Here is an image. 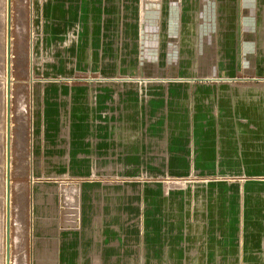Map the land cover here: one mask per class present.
<instances>
[{"label": "crops", "instance_id": "obj_1", "mask_svg": "<svg viewBox=\"0 0 264 264\" xmlns=\"http://www.w3.org/2000/svg\"><path fill=\"white\" fill-rule=\"evenodd\" d=\"M190 2L31 0L30 172L72 180L30 184L27 264H264V0L211 26L212 68Z\"/></svg>", "mask_w": 264, "mask_h": 264}, {"label": "rangeland", "instance_id": "obj_2", "mask_svg": "<svg viewBox=\"0 0 264 264\" xmlns=\"http://www.w3.org/2000/svg\"><path fill=\"white\" fill-rule=\"evenodd\" d=\"M8 14H9V29L10 35L8 57V70L6 67L7 58L5 59V43L2 39V31L0 32V86L2 87L1 74L9 72V106L5 107L10 113V117L6 118L2 115V106L4 100V93L2 97V88L0 87V147L5 146L6 137L4 134V142L1 140V126L6 120L11 123L10 130V167L8 170V183L6 194V172L4 185V200L3 203V158L0 155V207L5 211L4 234L6 235V228H9V235L7 243L9 242L8 260L6 263L4 253V264H27L28 249H29V218H30V184L37 182L40 179H51L54 181L72 180L67 174H45L30 172V164H32L33 154L35 152V136L37 128L34 124V96L32 90L38 84L39 77H36L32 72L31 61V44H30V19H31V0H8ZM3 6L7 5V0H2ZM233 11L232 3L234 0H191L189 8L187 9V21L197 23V48L200 51L201 59L197 63L193 62L192 67L198 68H212L215 67V56L217 43L215 39L214 23L216 21H227L231 19H248L246 12ZM7 9V7H6ZM7 12V11H6ZM4 10L1 11L6 15ZM260 19V17H259ZM263 19V18H262ZM159 20V19H158ZM160 20H163V15H160ZM159 20V21H160ZM179 18L176 13H172L168 17V21L173 24L178 22ZM6 21H3L2 30L7 33ZM213 24V25H210ZM177 30L170 29V37L167 39L166 46L160 47V59L154 60V67H159L161 70L173 69L178 67H187V58L185 51L187 50L186 43H180L177 39ZM180 39L186 35L187 30H181ZM180 43V44H179ZM151 45L146 48L151 53ZM199 57V55H198ZM132 61H128V68L133 67ZM152 61L145 60L143 62L144 68H151ZM33 96V97H32ZM6 103V101H5ZM33 103V104H32ZM5 130V127H4ZM5 161V156H4ZM36 163V160L35 162ZM57 178H51L56 177ZM66 175V176H65ZM50 177V178H49ZM10 184V185H9ZM35 184V183H34ZM33 184V185H34ZM10 196V198H9ZM9 198V199H8ZM9 201L10 220L6 221V214H8V207L6 202ZM7 208V210H6ZM6 245V238H5ZM24 250L25 252H22ZM6 251V249H5ZM23 253L26 256V262H23ZM10 260V261H9ZM23 262V263H22Z\"/></svg>", "mask_w": 264, "mask_h": 264}, {"label": "bare ground", "instance_id": "obj_3", "mask_svg": "<svg viewBox=\"0 0 264 264\" xmlns=\"http://www.w3.org/2000/svg\"><path fill=\"white\" fill-rule=\"evenodd\" d=\"M6 7H7V5L3 6V2H2V0H0V32L2 31V39L4 38V43H5V48H6L5 49V59L7 58V54L9 52L8 48H9L10 45L7 44V43L10 41V35H7V33H5V32L3 34L2 24H3V21H6V15H3L1 13V11L4 10L6 12ZM6 30H7V26H6ZM0 35H1V33H0ZM1 79H3L2 83H1L2 87L0 86L2 88V92H1L2 93V97H3V92H5L4 93V100L2 101L3 102L2 115L4 117L6 115V118H7V117H10V113H6L5 114V107H6L5 101H6V98L8 97V95H7L8 78L6 77L5 72H4V74L2 72ZM8 106H9V104H8ZM10 123H11L10 121L6 120L5 123L3 122L2 126H1V129H2L1 130V133H2L1 140H3V142H4V134H5V137H6V140H5L6 149H5L4 144H3L2 147H0V155H2L3 165H4L1 168L2 172H3V190H2L3 200H4V185H5L4 176H5V172L8 171L9 167H10V162H9V160H10V151H9V142H10V140H9V138H10V130H11V127H10L11 124ZM4 127H5V130H4ZM4 156H5V161H4ZM9 198H10V196H9ZM4 202H5V200L3 201V203ZM4 205H5V203H4ZM4 205H3V208L0 207V264H4V253H8L10 255L9 249H8L9 248V242L5 245V238H7L8 235H9V228L7 226L6 235H5L4 234V231H5L4 227L5 226L2 225L4 223V219H5ZM6 206L8 207V214H6V221H7V220H10L9 201L6 202ZM6 210H7V208H6ZM5 249H6V251H5Z\"/></svg>", "mask_w": 264, "mask_h": 264}, {"label": "water", "instance_id": "obj_4", "mask_svg": "<svg viewBox=\"0 0 264 264\" xmlns=\"http://www.w3.org/2000/svg\"><path fill=\"white\" fill-rule=\"evenodd\" d=\"M8 7H9V1L7 0V9H6V11H7L6 12L7 35H8V29H9V24H8V21H9ZM8 57H9V54H7V62H6L7 70H8V66H9ZM6 77L8 78V86H7L8 87V90H7L8 97L6 98V107H8V104H9V102H8V98H9V92H8L9 91V72H7ZM6 113H8L7 110H6ZM7 178H8V171H6V194H7V183H8V179ZM6 244H7V238H6ZM5 260H6V263H7L8 253L5 254Z\"/></svg>", "mask_w": 264, "mask_h": 264}, {"label": "built area", "instance_id": "obj_5", "mask_svg": "<svg viewBox=\"0 0 264 264\" xmlns=\"http://www.w3.org/2000/svg\"><path fill=\"white\" fill-rule=\"evenodd\" d=\"M31 35V34H30Z\"/></svg>", "mask_w": 264, "mask_h": 264}]
</instances>
